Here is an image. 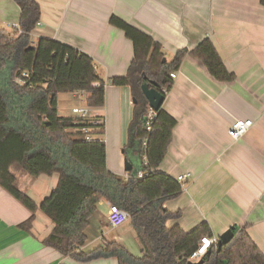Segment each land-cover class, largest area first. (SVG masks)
<instances>
[{"label":"crops","instance_id":"obj_1","mask_svg":"<svg viewBox=\"0 0 264 264\" xmlns=\"http://www.w3.org/2000/svg\"><path fill=\"white\" fill-rule=\"evenodd\" d=\"M39 24L32 39L49 37L89 54L105 79L123 76L134 57L132 41L110 23L117 15L161 43L166 60L172 61L183 48L193 49L209 37L228 70L231 81L216 79L201 59L187 55L177 71L163 107L176 118L166 155L157 168L175 178L191 173L183 191L164 206L181 211L178 223L190 231L206 221L212 235L234 225L248 227L251 238L264 253V5L261 0H37ZM13 0H0V28L20 20ZM58 95L62 115L70 108L85 106L86 98L73 93L76 102ZM66 94V93H65ZM68 94V93H67ZM130 86H106L105 104L90 108L104 124L107 166L127 176L126 160L139 170L140 143L130 131L134 101ZM64 100V102H62ZM237 118H251L252 128L234 140L229 134ZM131 169V170H132ZM130 170V171H131ZM141 171V170H140ZM16 185L40 205L57 186L58 175L32 176L18 164L11 167ZM110 203L101 199L91 222L107 224ZM104 215L102 212L106 211ZM31 211L0 186V264H118L115 257L77 261L44 244L54 223L38 208L30 231L19 225ZM90 228V226H88ZM88 228L86 232H88ZM118 234L88 236L85 250L105 240L126 245L128 236L137 241L129 250L140 255V243L131 219L116 228ZM110 234V233H109ZM140 249V250H139ZM138 253H135L137 252Z\"/></svg>","mask_w":264,"mask_h":264},{"label":"trees","instance_id":"obj_2","mask_svg":"<svg viewBox=\"0 0 264 264\" xmlns=\"http://www.w3.org/2000/svg\"><path fill=\"white\" fill-rule=\"evenodd\" d=\"M13 1L21 12L20 31L0 28V186L32 213L19 227L30 231L40 208L54 223L44 244L66 257L81 262L115 257L118 264H188L202 238L213 234L212 229L206 221L190 231L178 223L167 226L169 219L181 217V211H170L164 204L183 191V184L157 168L177 120L162 105L148 130L150 106L142 87L150 82L166 96L174 82L170 74L187 55L201 59L218 80L231 81L234 73L209 37L193 49H180L172 61H163L166 54L160 42L113 15L110 23L132 41L134 57L125 75L105 79L89 54L54 38L40 37L34 42L33 31L41 17L38 1ZM107 85L130 86L135 98L130 131L140 143L142 166L127 176L107 166L106 142L96 138L105 127L99 116H65L58 108L60 93L80 91L85 93L86 106L102 107ZM85 128L90 129L93 140L85 139ZM14 164L32 176L58 175L57 186L40 205L17 187L11 172ZM140 170L145 171L143 177H138ZM101 199L129 212L140 255L117 240L84 249L86 229ZM232 232L228 242L214 245L204 254L202 264H264V253L248 227L234 225Z\"/></svg>","mask_w":264,"mask_h":264},{"label":"built area","instance_id":"obj_3","mask_svg":"<svg viewBox=\"0 0 264 264\" xmlns=\"http://www.w3.org/2000/svg\"><path fill=\"white\" fill-rule=\"evenodd\" d=\"M39 24V22H38ZM12 30H19L20 26L19 23L17 24H10L9 25ZM28 75V74H25ZM171 77L174 79L177 77V73L174 71L171 74ZM21 83H24L23 79H19ZM82 97H85V93L83 91L77 92ZM71 114L83 118H92L91 116V109L88 106H75L70 108ZM156 115V110L150 107L148 115H147V129H152V122L154 120V117ZM94 123H99V120H93ZM253 126V120L251 118H237L235 119L230 128H229V134L234 139L237 140L244 136ZM85 139L87 141H91L94 139L93 135L90 133L89 128H85ZM144 145L146 146V141L144 142ZM145 171H139L138 177H143ZM191 178V173H184L178 176V180L184 184L186 180ZM130 219V214L128 211L121 209L117 205H111L107 214V224L113 229L119 228L123 224H125ZM219 238L210 235L205 236L202 238L199 247L190 255L189 260L193 262L199 261L204 254L214 245H218Z\"/></svg>","mask_w":264,"mask_h":264},{"label":"water","instance_id":"obj_4","mask_svg":"<svg viewBox=\"0 0 264 264\" xmlns=\"http://www.w3.org/2000/svg\"><path fill=\"white\" fill-rule=\"evenodd\" d=\"M163 61H167L166 58H164ZM150 85H151L150 82L145 83L142 87L143 92L147 100L149 101V106L154 110H158L163 105L165 96L161 91L157 90L155 87H151ZM133 101L135 102V98L133 99ZM125 163H126V167H125L126 170L130 171L132 169L130 162L126 160ZM232 234H233L232 228L221 234L218 240V246H221L223 243L228 242L231 239ZM202 263H203L202 258L197 262H193V261L188 262V264H202Z\"/></svg>","mask_w":264,"mask_h":264},{"label":"rangeland","instance_id":"obj_5","mask_svg":"<svg viewBox=\"0 0 264 264\" xmlns=\"http://www.w3.org/2000/svg\"><path fill=\"white\" fill-rule=\"evenodd\" d=\"M61 96H62L61 97V100H62V98H65V101H68V102H76V99H75V97H74V95L72 93H68V94L67 93L66 94L64 93ZM62 102H64V100ZM102 213L105 215L107 213V210L106 211H103ZM98 219H99V217H97L96 219H94L90 223V225H89L90 228H88V232H86L89 237L92 238L93 233L96 236H101V237L106 236V238H109L110 235H112L113 233L118 234V230H114L113 228H111L110 226H108V224H106L104 221L101 222ZM137 244L138 243H137V241L135 239H133L131 236H128V240L126 242V246H128L130 248L131 245L132 246H135ZM135 253H138V250Z\"/></svg>","mask_w":264,"mask_h":264}]
</instances>
